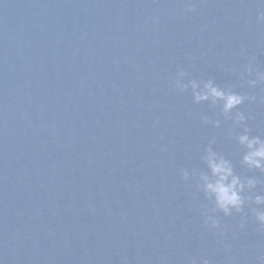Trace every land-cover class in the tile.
<instances>
[{
  "label": "water",
  "instance_id": "1",
  "mask_svg": "<svg viewBox=\"0 0 264 264\" xmlns=\"http://www.w3.org/2000/svg\"><path fill=\"white\" fill-rule=\"evenodd\" d=\"M0 0V260L3 264H261L264 231L224 217L181 179L214 149L242 169L236 145L203 125L218 109L170 87L189 78L256 95L239 111L264 138L259 87H240L253 58L264 70L257 0ZM158 121L154 127L153 124ZM264 192V183L257 186ZM227 249L226 250V247Z\"/></svg>",
  "mask_w": 264,
  "mask_h": 264
},
{
  "label": "clouds",
  "instance_id": "2",
  "mask_svg": "<svg viewBox=\"0 0 264 264\" xmlns=\"http://www.w3.org/2000/svg\"><path fill=\"white\" fill-rule=\"evenodd\" d=\"M257 4L260 10L257 12L256 22L264 24V0H257ZM194 11L195 4L191 0H186L184 14H191ZM228 71L238 74L241 88L246 85L249 89L259 87L264 91V70L257 67L253 58H248L247 63L239 68L234 66ZM170 87L179 93L190 90L193 104L207 102L211 109H218L219 117L223 120L201 116V123L211 125L215 129L220 128L224 121H230L227 135L236 145L235 155L238 157L240 167L246 172L256 171L264 176V138L251 134L252 129L246 123L252 118L251 115L238 110L245 102H257L256 95L235 91L231 84L222 87L211 78L204 80L189 78L183 68L176 70ZM259 102L264 103V96L259 98ZM156 124L158 121H155L153 126ZM215 143L216 138L213 137L203 147L199 156L201 168L180 170L181 179L185 182L194 181L196 190L202 193L204 199L211 205L210 209L203 204L200 205L203 224L223 237L224 226L221 225L217 214L224 217H230L234 213L240 214V227L243 228L247 208V215L251 216L259 229L264 231V192L256 190L264 181L254 175L237 174L233 160L215 150L213 147ZM225 247L228 250L227 246ZM259 260L264 264V255H261ZM0 264H3L2 260ZM187 264H209V261L193 257Z\"/></svg>",
  "mask_w": 264,
  "mask_h": 264
}]
</instances>
